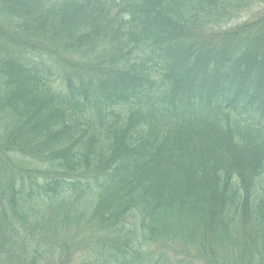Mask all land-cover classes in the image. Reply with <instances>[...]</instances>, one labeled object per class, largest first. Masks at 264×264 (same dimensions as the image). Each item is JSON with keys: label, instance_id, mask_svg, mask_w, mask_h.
Wrapping results in <instances>:
<instances>
[{"label": "trees", "instance_id": "1", "mask_svg": "<svg viewBox=\"0 0 264 264\" xmlns=\"http://www.w3.org/2000/svg\"><path fill=\"white\" fill-rule=\"evenodd\" d=\"M264 264V0H0V264Z\"/></svg>", "mask_w": 264, "mask_h": 264}, {"label": "rangeland", "instance_id": "2", "mask_svg": "<svg viewBox=\"0 0 264 264\" xmlns=\"http://www.w3.org/2000/svg\"><path fill=\"white\" fill-rule=\"evenodd\" d=\"M71 264H83V263L79 259H77V260L75 259V260H73V262Z\"/></svg>", "mask_w": 264, "mask_h": 264}]
</instances>
